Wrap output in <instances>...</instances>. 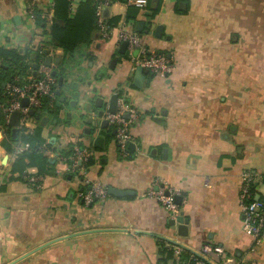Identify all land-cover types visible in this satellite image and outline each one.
<instances>
[{"label": "crops", "instance_id": "obj_1", "mask_svg": "<svg viewBox=\"0 0 264 264\" xmlns=\"http://www.w3.org/2000/svg\"><path fill=\"white\" fill-rule=\"evenodd\" d=\"M26 1L0 0V45L23 48L38 38H48L43 33L48 25L43 28L27 18ZM35 1L41 11L47 10V0ZM213 1L189 0L188 11L180 14L174 10L176 0H164L158 20L151 25L142 14L137 16V21L145 22L144 29L151 30L146 41L153 48L165 51L164 43L173 41L178 53L192 52L167 77L147 73L141 88L132 84L131 61L115 54L119 32L133 31L137 21H123L125 4L115 2L108 8L110 16L122 18L103 49L96 51V62L89 64L96 77L88 73L80 81L77 74L64 72L65 85L77 82V88L62 96L78 111L65 104L61 120L43 111L31 125L33 129L38 121L42 137L52 140L57 152L70 144L91 151L94 163L78 178L69 173L67 163L56 160V173L43 175L39 188L24 179L9 180L11 175L18 176L11 172L17 156L2 145L5 133L0 130V186H4L0 189V264H167L170 259H160L157 240L169 242L176 237L191 251L204 242L218 243L239 264H264V246H255L254 238L241 228L238 198L244 170L264 173V128L260 130L264 106L255 107V153L247 144L238 147L239 138L227 132L231 124L226 119L228 106L221 84L228 80V64L210 63L217 62L211 50L218 47L220 52L222 38L227 40L222 25L213 23L221 18L220 12H214ZM159 24L163 34L156 38L154 30ZM215 30H219V44L211 43ZM60 53L59 49L55 67ZM114 59L117 64L112 63ZM128 79V101L137 117L129 125L133 149L128 147L129 156L122 157L111 133L113 126L104 133L102 119L94 114L97 110L86 103L89 107L78 105L81 99L92 101L101 96L107 106L110 96ZM212 82L220 85L216 88ZM74 113L78 117L73 121ZM65 115L69 122L63 120ZM85 115L91 118V137L83 135L90 127L81 118ZM19 130L12 136V147L19 141ZM106 130L111 133L109 139ZM235 130L240 131L237 125ZM99 136L103 137L102 148L94 145ZM26 172H37V168L28 167ZM80 176L99 187L129 189L134 194L107 193L85 207L77 197ZM259 183L258 191L264 195V182ZM153 185L182 196L176 218L189 220L187 236L178 235V223L169 224V212L150 192Z\"/></svg>", "mask_w": 264, "mask_h": 264}, {"label": "built area", "instance_id": "obj_2", "mask_svg": "<svg viewBox=\"0 0 264 264\" xmlns=\"http://www.w3.org/2000/svg\"><path fill=\"white\" fill-rule=\"evenodd\" d=\"M69 1V14L72 15L76 10L78 2L80 0H68ZM115 2L112 0H96L95 16L98 26L100 38L107 41L111 37L110 28L106 23L108 14V8ZM47 10H42L40 17L45 20L46 25H50L53 18V0H47ZM137 5H141V2H136ZM37 4L35 0H28L25 3V14L28 19L36 21V9ZM149 32H134L121 30L117 37V46L119 47L123 41H127L126 53L130 55V61L132 64L131 70L134 71L135 67L140 65L148 70V74L151 76H163L165 77L169 72L173 70V58L170 53L158 48H150L147 45L146 38L149 36ZM34 38L33 40H35ZM30 46L35 51L42 53L44 47V40L38 38L37 42H29ZM59 49L50 48L49 52L45 55H41L37 63L33 68H29L25 75L15 74L12 81L6 82L3 85V95L6 98L5 102L0 103V111L4 123H8L11 114L15 111H19V125L17 126L21 130H31V125H34L36 119H39V115L49 108H54L56 100L58 98L57 90L59 89L57 77L54 72V59L58 56ZM134 51L137 53L134 55ZM47 58H50V64H46ZM27 98V105H22V99ZM33 109L34 113L31 114L30 110ZM128 113L129 118L126 119L124 114ZM39 116V117H37ZM137 117V113L128 106V103L124 101L122 96H118L117 108L114 114L107 113L105 119L108 120L110 126L116 129L114 135V141L117 148L123 152L128 153V143L131 139L129 134L130 122ZM0 130L4 133L3 125L0 123ZM43 142L37 146L40 151H46L49 153V157L55 160L64 161L69 158L72 161V170H76L78 163L81 164L77 169L85 171L82 167L87 157L91 154V151L87 147H80L78 144H72V154L69 157L60 155L58 151H52L48 148L47 143ZM32 144L30 142L17 141L13 145V153L15 156L30 151ZM69 169V167H68ZM24 178L27 182L35 186L40 187L41 175L36 172H26ZM252 177L250 173L244 172L242 175V185L238 193L239 204L242 211V224L241 228L244 232L251 235L255 241L260 242L261 236L264 234V197L253 200H249L250 193V180ZM80 182L82 186H87V190L78 191V200L83 206L89 207L95 199L104 198L107 195V189L99 187L94 183H91L85 178H81ZM165 193L162 188H158L155 191V196L162 204V206L169 212L171 218L176 219L178 205L174 202V193L172 190H167ZM173 247V257L167 264H239L234 256L228 254L224 248L218 243L204 242L199 248L194 251L185 249V247L178 242L177 237L173 241H169ZM185 255V256H183ZM163 264V263H162Z\"/></svg>", "mask_w": 264, "mask_h": 264}, {"label": "rangeland", "instance_id": "obj_3", "mask_svg": "<svg viewBox=\"0 0 264 264\" xmlns=\"http://www.w3.org/2000/svg\"><path fill=\"white\" fill-rule=\"evenodd\" d=\"M157 1L158 0H151L150 4L156 5ZM117 2L121 4H125L124 2H141L146 4L147 0H117ZM213 2V5L216 7L214 12H220L221 18L220 21L216 19L214 21L209 20L207 22L212 23L213 21L216 26L221 24L223 27L222 31L226 30L227 40H223L222 38V47L220 52L218 51V47H215V49L211 50V55L215 57V59L212 60H216L217 62L214 63L213 61H210V63L228 64V80L227 82H221L223 96H225V102L228 106L226 119L228 124H231L232 126L237 125L240 130L238 133H236V130L230 131V129H227V132L239 138L240 143L238 144V147H243L245 146L244 144H247L248 148L250 149L249 151H254L255 153V123H257L255 117L258 116V113H255V107L264 106V0H214ZM179 8L181 10H185L186 6L183 2H180ZM223 15H226V21L223 19ZM155 20H158L157 17ZM152 23L150 22L148 25H151ZM215 31V34L217 35L212 37L211 43L213 42L214 44H219V30ZM148 32L151 34V30L148 29ZM223 43H227L226 48L224 47ZM147 45L153 49L149 43H147ZM83 46L84 45L79 46L76 50L78 51V49L81 48L83 52H87L90 56L84 58V55H79L75 51L73 57L68 56L71 58V60L68 59L69 63L67 62L68 68L66 69L70 72V74H77L76 78L80 81L82 80V77L87 76L88 73H90L89 75L91 78H93V75H95V77L97 75V72L95 74L90 70L89 65L96 62V51L93 49L94 45H90V48ZM164 46L167 53H175V56H172L174 67L175 64L182 63L181 58L188 61V59H190L189 55L192 54V52L190 53L185 50H183L181 53H178V44L175 45L173 41L164 43ZM117 53L118 51L115 50V54ZM125 55L129 60L130 55L128 52L125 53L124 56ZM81 64L83 66L82 71H80ZM60 69V65L57 64L55 67L56 72L59 73L61 71ZM67 71L65 73H67ZM172 71L169 72L165 77L171 74ZM78 72H80V75H78ZM130 84V79H128V81L124 82L122 86L119 85V88L117 91H115V93L118 96H122L124 101L128 103V106L133 109L134 106H131V103L128 101L129 95L127 88H129ZM72 85H65L64 82L60 86L61 95L62 93L65 94L69 92V89L74 91V89H72ZM212 85H215L217 88L220 84L219 82L218 84H214V82H212ZM84 103L99 111V108H97L95 105V99L92 101L81 99L79 100L78 106L84 105ZM68 107L69 109L75 110V112H77L79 108H75V106H69V104ZM85 116H81L83 122L88 120L87 116ZM77 117V114L74 113L72 120L74 121ZM261 127L264 128V125H260V130L263 131ZM262 148H264V146H262ZM117 150L119 156H129V153H123L118 148ZM81 171V169H77V171L73 172L72 175H76L78 178V175ZM244 172L250 173V176L252 177L249 184L250 188H253L256 192H259V182L262 181V174L264 173H258L256 170L253 171V169H247L244 170L243 173ZM80 184L83 185L81 182ZM155 186L153 185L150 188V192L154 196L155 191H157L159 188L157 185ZM261 238L262 242L255 241V246H264V234L261 236Z\"/></svg>", "mask_w": 264, "mask_h": 264}, {"label": "trees", "instance_id": "obj_4", "mask_svg": "<svg viewBox=\"0 0 264 264\" xmlns=\"http://www.w3.org/2000/svg\"><path fill=\"white\" fill-rule=\"evenodd\" d=\"M113 2H117V0H112ZM181 1H185L186 8L185 10H181L179 8V3ZM164 0H158L156 5H151V0H147L146 4L137 5L135 3H126V10L123 16L126 22H135L137 21L138 15H143L147 19L146 23H152L155 21L157 15L161 11ZM189 8V0H176L174 5V10L177 13H186ZM96 9V0H80L76 7V10L72 15L69 14V1L68 0H53V18L52 22L49 25L48 29H44V35H47L48 38L44 40V47L42 53L35 51L32 46L29 44L26 47L18 48V47H5L0 45V103L5 102L6 98L3 95V84L6 82L12 81V78L15 74L25 75L27 69L30 67L33 68L37 63L38 59L41 55H45L49 52V49L57 48L61 50V55L59 56L60 72L57 73L56 70L55 76L57 77V81L59 77L63 78V83H66V72L68 68V59L70 56L73 57L74 53H78L79 55H84V58L90 56L87 52H83L80 48L78 51L76 50L79 46L84 45L90 48V45H94V50L99 51L102 50L105 41L100 38V34L98 31V26L96 22L95 16ZM41 10L36 7V22L41 26L45 27V20L40 17ZM121 15H108L106 18V23L110 28H114L118 25ZM83 46V47H84ZM93 47V46H92ZM63 53V54H62ZM69 56V57H68ZM124 54L121 55V57ZM92 58V57H91ZM89 58V59H91ZM68 62V63H67ZM81 68V67H80ZM64 71V72H63ZM69 72V71H68ZM70 74V72H69ZM150 75V74H149ZM65 77V78H64ZM59 86V85H58ZM60 90V87L59 89ZM120 97V96H119ZM68 105V102L60 101L57 98L54 108L47 109L46 112L51 114L56 120H61L59 117L60 111L63 108V105ZM63 120L69 122L70 119L65 115ZM0 123L3 125V130L5 133L4 138L2 139V145L8 150H13L12 147V127L8 123L3 122L2 113L0 111ZM90 127V132L85 131L84 136L91 137V131L93 130L91 123H87ZM105 129H111L112 126ZM234 127V129H233ZM114 128V127H113ZM112 128V129H113ZM230 131L235 130V126L229 127ZM41 125L36 121V125L33 129H25L19 130L18 140L22 142H30L32 144V149L30 151L23 152L17 156L15 163L11 168L12 173H18V176L11 175L9 180H25L24 175L26 174V168L28 167H36L38 175H46V174H55L56 173V165L55 161L51 162V158L49 157V153L46 151H40L37 149V146L46 140L41 135ZM106 137L110 138L111 133L109 130H106ZM102 132V133H103ZM105 133V132H104ZM48 148L52 151H56L54 148V142L51 140L47 143ZM80 147H84L81 144H78ZM72 144L63 148L60 152V155L64 157H69L72 154L71 149ZM66 163L69 167V173L77 171L72 170L71 167L72 161L71 159H67ZM94 163V157L92 153L87 157V160L83 163V168L87 169ZM80 169V168H79ZM82 178V176H80ZM262 181L264 182V174H262ZM4 186H0V189H3ZM87 186H81L78 191L87 190ZM249 200H253L255 196H259L260 198L264 197L260 192H256L253 188H250ZM74 195V192H72ZM158 251L160 255V259L168 260L173 257V247L172 244L164 239H158Z\"/></svg>", "mask_w": 264, "mask_h": 264}, {"label": "water", "instance_id": "obj_5", "mask_svg": "<svg viewBox=\"0 0 264 264\" xmlns=\"http://www.w3.org/2000/svg\"><path fill=\"white\" fill-rule=\"evenodd\" d=\"M14 20L16 22V24H19L20 20H19V16H15ZM145 26V22L144 21H137L135 26H134V32H148L149 27H147L146 29H144ZM163 34V25L159 24L156 26L155 30H154V36L156 38H161ZM126 48H127V41H123L119 48H118V53L119 54H125L126 53ZM137 52L134 51V55ZM113 64L117 63V60L114 59ZM46 64H50V58H47L46 60ZM113 67V66H112ZM148 73V70L143 68L142 66L138 65L135 67L134 69V74H133V81L132 84L137 87V88H141L143 86L144 83V79H145V75ZM53 74H55V72H53ZM63 84V78L59 77L58 78V85L59 87ZM4 85V84H3ZM77 88V82H73L72 85V89H76ZM94 92H96V88H94ZM57 95H59V100L62 102L65 100V97L61 95V91L57 90ZM117 99H118V95L116 93L112 94L107 102V106L104 108L103 107V98L100 96H97L95 99V105L97 106V108H99V111L95 112L94 114L97 115V117H99L101 120L100 123V127L101 128H107L109 123L108 120H106L104 118V115L106 113H110V114H114L116 112V108H117ZM22 105H27V98H23L22 99ZM75 101L71 102V105H74ZM30 113L33 114L34 110L31 109ZM19 111H15L11 114L8 124L13 128L12 131V136L13 138L15 137V132H17V126L19 125ZM39 117V116H37ZM124 117L126 119L129 118V114L125 113ZM88 123L91 122V118H89L87 120ZM87 132H89V129H87ZM112 135H115L116 133V129L113 128L111 131ZM103 137L99 136L95 139L94 145L97 147L102 148L103 147ZM128 147L133 149V144L131 142L128 143ZM133 151V150H131ZM165 152V151H164ZM7 160V156L4 157V159L2 160V163H5ZM55 159H51V162H54ZM81 164V162L78 163V166ZM78 166H76L75 168L77 169ZM107 193L109 195H113V196H118V197H124V196H128V195H132L134 194L133 190H129V189H119V188H115L113 186H108L107 187ZM259 196H256L255 199H258ZM174 202L177 205H180L182 202V196L179 194H175L174 195ZM189 220L187 218H183V216H178L176 219H171L169 220V224L170 225H175L176 223H178L177 226V231H178V235L180 236H187L188 234V225Z\"/></svg>", "mask_w": 264, "mask_h": 264}, {"label": "flooded vegetation", "instance_id": "obj_6", "mask_svg": "<svg viewBox=\"0 0 264 264\" xmlns=\"http://www.w3.org/2000/svg\"><path fill=\"white\" fill-rule=\"evenodd\" d=\"M104 107V106H103ZM106 107V106H105Z\"/></svg>", "mask_w": 264, "mask_h": 264}]
</instances>
